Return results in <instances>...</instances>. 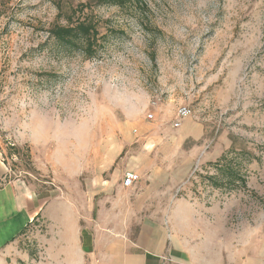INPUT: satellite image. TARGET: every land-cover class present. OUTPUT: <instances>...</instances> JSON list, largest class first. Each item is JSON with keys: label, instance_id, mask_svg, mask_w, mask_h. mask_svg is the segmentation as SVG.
Here are the masks:
<instances>
[{"label": "rangeland", "instance_id": "1", "mask_svg": "<svg viewBox=\"0 0 264 264\" xmlns=\"http://www.w3.org/2000/svg\"><path fill=\"white\" fill-rule=\"evenodd\" d=\"M143 1L0 0V159L11 179L53 191L127 118L189 106L207 141L182 193L227 205L238 227L264 214V0ZM82 21L99 24L92 57L50 34ZM224 156L247 188L210 184Z\"/></svg>", "mask_w": 264, "mask_h": 264}, {"label": "crops", "instance_id": "2", "mask_svg": "<svg viewBox=\"0 0 264 264\" xmlns=\"http://www.w3.org/2000/svg\"><path fill=\"white\" fill-rule=\"evenodd\" d=\"M159 110L127 118L53 191L11 179L0 159V264H264V214L236 227L227 205L182 193L204 125L176 128ZM128 172L140 176L129 188Z\"/></svg>", "mask_w": 264, "mask_h": 264}, {"label": "trees", "instance_id": "3", "mask_svg": "<svg viewBox=\"0 0 264 264\" xmlns=\"http://www.w3.org/2000/svg\"><path fill=\"white\" fill-rule=\"evenodd\" d=\"M146 5L143 0H96L93 4L95 7L108 6V7H119V8H129L133 6ZM88 5H82V8H87ZM61 8V7H59ZM72 22V19H68ZM51 36L65 49H79L82 48L84 54L88 57L94 55V46L97 44L98 39H100L99 24L93 22H78L76 25L68 26H57L51 29ZM238 154L235 155L237 157ZM227 161L224 165L222 162ZM236 159H228L224 156L221 161L216 164L218 168V173L216 175H211L207 177L210 184L214 188L222 189L227 188L231 190H236L239 188H247V179L241 173L240 163H235Z\"/></svg>", "mask_w": 264, "mask_h": 264}, {"label": "built area", "instance_id": "4", "mask_svg": "<svg viewBox=\"0 0 264 264\" xmlns=\"http://www.w3.org/2000/svg\"><path fill=\"white\" fill-rule=\"evenodd\" d=\"M194 116V112L191 107L189 106H181L178 108L177 113H176V122H175V127L178 128L181 126V122L184 119L190 118ZM152 117V116H150ZM140 180V176L134 172H128L125 174L124 179H123V185L127 188L131 187L134 185L136 182Z\"/></svg>", "mask_w": 264, "mask_h": 264}]
</instances>
